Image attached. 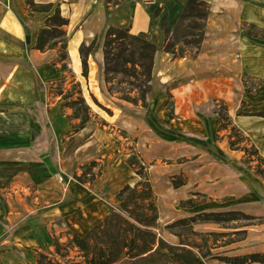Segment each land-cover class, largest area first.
I'll return each mask as SVG.
<instances>
[{"label":"rangeland","instance_id":"rangeland-1","mask_svg":"<svg viewBox=\"0 0 264 264\" xmlns=\"http://www.w3.org/2000/svg\"><path fill=\"white\" fill-rule=\"evenodd\" d=\"M118 1L116 4H121L125 0ZM199 1L207 5L214 2ZM170 16L171 14L167 20L173 24ZM242 24L245 26L242 27ZM202 27L203 21L200 19L185 21L173 29L168 44L174 46L177 55L192 57L196 51L194 43L197 40L193 35H198ZM209 33L211 39L219 37L220 41L211 42L212 45L206 48L193 73L166 89L162 88L158 92L154 90L148 98L154 102L144 111L107 94L103 80L105 88L103 91L87 89L82 92L85 104L90 109L89 122L84 129L75 131L79 121H71L72 111L63 108V102L58 98L54 107L55 119L51 118L52 113L47 110L50 124L46 125L43 121L40 125L36 120L31 121L32 125L27 130L26 137H23V133H18L20 131L14 133L13 138L9 135H3L5 138H2L3 133H0V150H17L12 159L11 156H4L5 160L2 163L7 169L6 177L9 179L13 174L28 181L19 190L18 202L15 203L17 207L20 210H23V206L30 207L32 194L37 189L35 182H50V191L62 195L61 199L52 197L46 207L51 210L62 208L67 215L53 217V213L51 215L53 218L45 221L46 237H43L41 230L33 235L38 243L39 239L45 238L35 249L40 248L44 253L51 254L60 264L81 261L73 249L61 250L59 255L63 258L55 254L52 241L55 239L59 244H63L67 241L65 237L67 233L74 234L67 230V221H72L69 213L76 212L77 203L72 194L69 196L68 183L72 180L71 183H75L77 187L80 184L72 179V175L81 177L84 170H88L89 164L95 162L98 164L91 175L95 181L103 176V166L94 158L76 160L77 145L84 142L86 137V134L83 136L81 133H106L123 145V155L127 156L126 159L132 155L146 167L159 211L157 230L159 238L168 244L177 245V239L165 230V227L173 222L208 212L239 211L254 218L247 222V228L238 230L245 231L244 236L231 235V231L211 224L195 226L194 231L218 235L215 237L217 241L215 247L212 246L214 238H207V246L212 248L211 254L215 256L264 254V182L260 179L255 180L240 166L242 158L240 154L228 150L224 134L211 133L214 125L210 119L215 111L213 106L222 105L226 107L232 120L242 117L254 121L252 129L258 133L257 139H249L264 159V120L241 116L264 113V87H260L254 93L255 96L249 98L243 95L240 84L243 75L264 80V40L245 35L251 33L264 37V1L230 0L218 4L216 2L212 8ZM162 37L157 43L155 37L148 36L159 51L163 46ZM101 43L100 36L94 45L97 51H101ZM199 52L191 60H197ZM75 85L77 83L66 68L58 79L46 83L45 89L50 96L57 94L59 89L64 94ZM159 92L161 94L158 97ZM74 97L72 99H75ZM51 99L52 104H55L56 98ZM118 113L127 117L120 118L117 116ZM80 115L82 117V114ZM31 150L38 153V157L30 153ZM43 162L46 167L42 166ZM47 162L54 167L48 168ZM198 173H201V180L200 174L196 176ZM58 178L62 179L61 183L58 182ZM108 180L110 179L107 178ZM135 181L139 180L130 169L126 173H121L118 183L123 184L122 187L125 185L133 187ZM175 185L178 186L177 189H174ZM78 188L75 192L80 193ZM116 188L117 185L109 191L110 194ZM5 189L9 190L10 185L4 186L3 190ZM8 192L4 194L11 195L12 199L9 200L13 201V194ZM108 197L113 200L114 205L113 197L111 195ZM188 200L191 204L182 208L180 204ZM28 215V213L20 215L21 224L27 222ZM225 234L230 236H224ZM242 237H245L243 242L225 246ZM195 239L197 243H201L199 238ZM29 260L31 264H36L35 255ZM206 264L222 263L208 258Z\"/></svg>","mask_w":264,"mask_h":264},{"label":"crops","instance_id":"crops-1","mask_svg":"<svg viewBox=\"0 0 264 264\" xmlns=\"http://www.w3.org/2000/svg\"><path fill=\"white\" fill-rule=\"evenodd\" d=\"M31 1L36 5H52L53 9L58 8L60 16L67 21L64 30L68 38V69L83 93L87 89L103 91L105 88L102 77L103 55L101 51L96 50V46L88 56L87 80L81 77L82 65L79 50L82 46L88 48L99 39L107 28L128 29L134 36L152 35L158 43L162 37L159 30V19L164 18L170 31H173L186 4V0H125L121 4H109L108 0ZM222 1L230 0H214L212 4H208L203 41L197 60L187 57L174 60L169 54L158 53L155 66L156 77L149 97L154 90L158 92L162 88L166 89L193 73L198 62L204 56L206 48L212 45L211 42L220 41L219 37L210 38L209 26L214 4ZM157 9L160 11L159 18L154 19L153 13ZM169 14H171L173 24L167 20ZM46 18V14H29L25 0H0V133H3L2 138H5L3 135L13 138L14 133L18 131H20L18 133H23V137H26L25 134L33 120L39 122L40 125L43 121L46 122V125L50 124L47 110L52 113V119L56 117L54 107L57 105L58 98L55 99V104H52L51 98L53 97L49 96L45 84L59 78L60 74L57 72L58 66L56 65L57 52L40 53L34 50L38 33L44 29ZM36 86H43V89L37 90ZM241 88L243 95H247L249 98L255 96H249L242 85ZM160 94L161 92L157 96L159 97ZM152 102L154 100L151 99L149 104ZM117 116L127 117L121 113H118ZM201 117L203 116L201 115ZM115 118L118 119V117ZM210 119L214 125L211 133H217L219 120L215 116H211ZM111 121L113 122L112 119ZM232 121L248 138L257 139L258 133L252 129L254 121L242 117H236ZM238 121L241 122V125L237 123ZM85 134V141L79 142L81 144L77 145L75 158L77 161L89 158L93 160L94 158L95 161L102 164L103 176L93 182L91 186L78 185L80 189L75 183H71L72 180L68 183L69 196L73 195L77 204L75 213L68 212L73 222L67 221V230L78 236L84 235L109 214L114 205H112L113 200L108 196L113 197L115 204V196L123 186L118 183L121 173L130 170L126 164L127 156L123 155L124 147L119 140L106 133H81L83 136ZM222 134L226 140V134ZM226 145L230 152H236L242 158V153L229 149L227 140ZM30 153L38 157V153L35 151L31 150ZM14 154H17V150H0V181L2 182L0 184V263L31 264L29 259L32 256L34 258L35 247L45 240V238L39 239L38 243L33 235L41 230L43 237H46L45 221L53 217H64L67 214H64L65 211L62 208L51 210L46 207L52 197L56 199L62 197L58 192L50 191V182H35L37 189L32 194L33 201L31 200L30 207L23 206L24 204L22 205L23 210L17 207L15 203L18 202L19 190L28 181L24 177L13 174L8 179L5 171L7 169L2 163L5 160V155L11 156L12 159ZM47 163H49L48 168L54 167L50 165V162ZM42 166L46 167V164L44 166L43 162ZM199 174V180H201V173L196 176ZM251 176L255 180L258 179L252 174ZM107 178L110 180L107 181ZM7 185H10V189L3 190ZM116 185L117 188L110 194L109 191ZM128 186L132 187V185ZM77 188L80 193L75 192L78 191ZM5 192L13 194L14 200L10 201L12 196L5 195ZM3 197L5 198L3 199ZM79 210L82 213H78ZM22 211L29 214V219L23 224L20 223V215L25 214ZM53 213L54 215L51 217ZM24 258L27 259V263Z\"/></svg>","mask_w":264,"mask_h":264},{"label":"trees","instance_id":"trees-1","mask_svg":"<svg viewBox=\"0 0 264 264\" xmlns=\"http://www.w3.org/2000/svg\"><path fill=\"white\" fill-rule=\"evenodd\" d=\"M117 1L108 0V3ZM25 6L29 14L47 15L44 29L38 33L34 50L40 53L56 51L57 72L62 75L68 68L69 60L68 38L64 30L67 21L60 16L59 9H53L52 5H36L31 0H25ZM159 14V10H156L153 13V18H159ZM207 15V4L199 0H186L185 8L176 25L177 27L188 20L200 19L203 21V27L199 34L193 35L197 37V40L194 43L196 51L192 57L184 54L177 55L174 46L168 44L173 31H170L164 18L159 19V30L163 36V46L160 51L144 34L134 36L124 28L105 29L101 35V52L103 55V80L107 94L116 96L119 101L140 108L141 111L146 110L155 80L158 53L169 54L174 60L186 57L194 59L203 41ZM241 26L243 27L245 24ZM251 28L254 27L251 26ZM245 35L264 40V37H258L251 33H245ZM94 45L95 41L88 48L82 46L79 50L83 79L88 76V55ZM241 85L244 91L252 96L260 87H264V80L243 75ZM42 89V86L37 87V90ZM57 92L51 96L59 98L63 102L62 107L72 111L71 121H79L75 131L84 129L89 122L90 109L82 97L80 85H75L64 94L61 89ZM73 96L75 99H72ZM213 108L215 111L212 116L219 120L217 133L226 134L225 138L231 151L242 153L240 166L264 182V159L258 150L250 139L234 125L225 106L219 105L213 106ZM241 116L258 117L264 120V113ZM30 141L32 142V137ZM97 164L90 163L88 170H84L81 177L72 175V179L82 186L93 183L95 179L91 172L97 167ZM126 164L139 181L133 187L128 185L122 187L115 196V204L109 214L84 235L67 233L65 235L67 241L63 244H59L58 240L53 239L52 247L55 254L60 256L61 250H75L81 261L73 264H206L208 258L222 264H264V254L236 257L212 255V248L207 246V238H214L212 246L215 247L217 242L215 237L218 235L194 231L195 226L211 224L231 231V235L244 236L245 231L238 230L247 228V222L254 218L239 211L208 212L182 218L165 227V230L177 239V245L163 241L157 235L159 211L146 167L132 155L128 157ZM177 188L178 186L175 185L174 189ZM189 204H191L190 200L180 205L185 208ZM188 208H192V206H188ZM224 236L230 235L225 234ZM195 238H199L201 243H197ZM244 238L230 242L225 246L241 243ZM34 252L36 264H60L52 258L51 254L44 253L40 248ZM60 257L63 258V256Z\"/></svg>","mask_w":264,"mask_h":264},{"label":"built area","instance_id":"built-area-1","mask_svg":"<svg viewBox=\"0 0 264 264\" xmlns=\"http://www.w3.org/2000/svg\"><path fill=\"white\" fill-rule=\"evenodd\" d=\"M58 182H60V183H61V182H62V179H61V178H58Z\"/></svg>","mask_w":264,"mask_h":264},{"label":"bare ground","instance_id":"bare-ground-1","mask_svg":"<svg viewBox=\"0 0 264 264\" xmlns=\"http://www.w3.org/2000/svg\"><path fill=\"white\" fill-rule=\"evenodd\" d=\"M237 123H238L239 125H241V122H240V121H238Z\"/></svg>","mask_w":264,"mask_h":264}]
</instances>
